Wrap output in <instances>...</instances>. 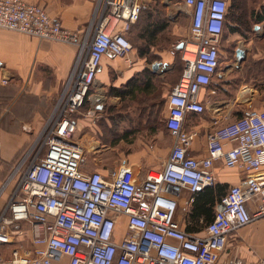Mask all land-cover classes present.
Wrapping results in <instances>:
<instances>
[{"label": "built area", "instance_id": "built-area-1", "mask_svg": "<svg viewBox=\"0 0 264 264\" xmlns=\"http://www.w3.org/2000/svg\"><path fill=\"white\" fill-rule=\"evenodd\" d=\"M180 2L179 10L190 19V39L170 52L184 63L166 102L164 123L174 145L163 167L142 177L125 161L105 173L85 170L75 116L105 57L132 65L127 34L147 0H103L100 17L84 38L39 4L0 0V29L79 47L42 134L8 178L11 190L0 211V264H219L231 236L264 219V110L215 121L201 158L191 153L198 132L185 128L189 115L206 113L214 94L209 87L222 68L220 44L230 4ZM218 163L245 178L228 187L201 233H188L177 220L180 195L188 192L192 205L197 192L216 186ZM25 223L29 231L23 230ZM228 264L245 263L234 258Z\"/></svg>", "mask_w": 264, "mask_h": 264}, {"label": "crops", "instance_id": "crops-1", "mask_svg": "<svg viewBox=\"0 0 264 264\" xmlns=\"http://www.w3.org/2000/svg\"><path fill=\"white\" fill-rule=\"evenodd\" d=\"M25 1L43 6L52 17L62 22L64 28L84 38L93 21L100 17L99 8L103 0ZM227 1L230 4L229 23L222 46L234 51V54L222 64L218 75L220 83L216 85L218 88L213 89V96L208 99L210 104L206 113L201 117L189 115L185 123L187 131L198 132L191 151L197 158L206 155V136L213 129L215 121L221 124L227 117L234 121L245 113L264 110V0ZM171 3L173 4L171 0H147L148 5H164L167 13L172 9L169 7ZM179 3L181 2H177L176 8ZM120 29L121 25H118L115 30ZM155 48H151L157 55L153 60L132 51V65L120 58L107 56L103 59L94 89L82 111L75 116V138L83 147H86L88 140L96 139L103 141L101 146L104 147L106 126L113 122L112 112L124 108L126 103H134L132 96L122 98L116 93L129 89L133 80L137 81L138 96L144 95L161 101L166 94V88L161 85L166 84L170 93V89L178 83L181 71L174 57L169 52H162L160 49L157 51ZM239 50L244 53L241 61L236 56ZM78 54L79 47L76 45L41 41L0 29V186L6 175L9 177L12 172L10 164L32 143L33 133L41 131L51 117L54 111V94L62 82L67 83ZM156 63L160 67L154 71L153 65ZM46 66L53 72L52 86L49 88L45 86L44 80ZM4 79L7 84H2ZM41 100L47 101L45 109L39 107ZM91 113L100 114L102 118L92 117ZM122 125H126L125 120L120 127ZM160 130L159 127H150L137 131L134 135L140 136L135 141L132 140L136 150L124 156V161L134 166L142 177L150 170L161 169L173 148V138ZM117 135H112V140L125 147L129 136ZM215 171L218 184L226 187L224 193L228 187L239 185L245 178L244 174L225 169L220 163L216 165ZM188 201L189 193L184 191L179 198L177 213V220L184 229L191 210ZM122 222L125 223L126 219L123 218ZM234 258L245 264H262L264 219L235 232L219 264H228Z\"/></svg>", "mask_w": 264, "mask_h": 264}, {"label": "rangeland", "instance_id": "rangeland-1", "mask_svg": "<svg viewBox=\"0 0 264 264\" xmlns=\"http://www.w3.org/2000/svg\"><path fill=\"white\" fill-rule=\"evenodd\" d=\"M177 2H180V0H173V4L171 3L169 7H172L167 13L166 8H164V5H158V7H155L153 5H150L152 7H155L159 12L161 13V17L163 20L168 21V29L164 34H161L160 38L161 41L157 43V46L155 49L157 51L160 49L162 52H171L174 45L178 44L181 41H187L190 39V19L186 15V13L183 10H179V6L176 8ZM148 5V4H146ZM176 10V11H174ZM145 17V16H143ZM144 20V18H143ZM134 45L133 46H144L143 42H139L137 38L133 36ZM141 44V45H140ZM159 46V47H158ZM143 52H145V48H142ZM166 50V51H165ZM178 61V58L175 59V62ZM46 74L44 76L45 80V86L47 88L52 86V74L53 72L49 70L48 66H46ZM71 74V73H70ZM164 88H166V94L164 97V100H155V98H147L144 95H139L136 100H134V103H126L123 105L124 108L116 109V111L112 112V125L110 123L109 126H106V132L105 134V145L104 147L101 146V143L103 144V141L100 142L97 139L96 140H88L87 143H85L84 149H85V157H86V164H85V170L87 171H107L109 169H113L117 166H119L124 161L125 154L131 153L132 151L136 150L134 148V141L137 139L138 136H135L134 134H131L133 132H137L138 130L144 128L148 129L150 127H153L155 123V119L157 118V125L161 129L160 131H163L166 135L169 133L165 131V118L167 115V105L166 100L167 96L169 94V87L166 86V84L161 85ZM66 87V83H61L59 89L54 94L53 98V109L56 105L57 100L59 97L63 94L64 89ZM171 90V89H170ZM53 92V91H52ZM164 101V102H163ZM47 102V101H46ZM45 101L41 100L39 103V107L42 109L46 108ZM132 106V108H130ZM145 107V108H141ZM52 109V108H51ZM52 109V110H53ZM122 113V114H121ZM124 113V114H123ZM143 114V115H142ZM48 115V114H47ZM142 115V116H141ZM126 121V125H122L120 127V124L123 121ZM120 127V130H119ZM43 130V129H42ZM41 131L34 132V141L39 139L40 135L42 134ZM119 131V132H118ZM119 135L123 136V134H127L128 137V144L125 145V147L118 143V141L114 142L112 139V135H115L116 137ZM131 135H129V134ZM171 137V136H170ZM132 140H134L132 142ZM100 145V146H99ZM9 180V179H8ZM6 181L4 184L0 186V211L6 204V201L8 199V196L10 194L11 186L9 181ZM30 227L29 224H24V231H29ZM121 232L120 230H118Z\"/></svg>", "mask_w": 264, "mask_h": 264}, {"label": "trees", "instance_id": "trees-1", "mask_svg": "<svg viewBox=\"0 0 264 264\" xmlns=\"http://www.w3.org/2000/svg\"><path fill=\"white\" fill-rule=\"evenodd\" d=\"M159 10H157L155 7H152L150 5H146L144 9L142 10V13L139 17V20L131 27L130 31L127 34V39L130 41L133 47V51H136L137 54L139 55H146L148 59L150 58L151 60L155 59L157 55H155L152 51L151 48H155L157 46V43L161 41V34H164L166 30L168 29V21L167 18L166 20H163ZM145 16V17H143ZM144 18V20H143ZM229 20V16H228ZM227 27V26H226ZM225 27V29H226ZM225 33V30H224ZM224 33L221 39V44H220V59L221 62H225L229 60L230 57L233 56L234 51L226 50L222 46V40L224 37ZM133 36L137 38L139 42H143L145 44L142 46V48H145V52H143V49L141 46H133L134 40ZM133 42V43H132ZM141 45V44H140ZM159 47V46H158ZM178 61L176 62V65L179 67L181 71V75L183 72L184 68V63L180 57V55H177L174 57V59H177ZM181 77V76H180ZM219 76H216L213 78V81L209 87V89L213 90L216 87L217 84H219ZM137 81L133 80L129 84V89H127L124 92H118L116 94H119L120 96L125 97L126 95L132 96L133 101L138 98L137 91H138V85L136 83ZM143 115V114H142ZM141 115V116H142ZM193 116L201 117L203 115H196V114H191ZM158 118V117H157ZM157 118L155 119V125L153 126L154 128H158L157 125ZM139 131V130H138ZM165 131L168 132V130L165 127ZM136 132H133L131 134H134ZM129 134V133H128ZM129 134V135H131ZM34 140L32 141V143ZM27 145L15 158V160L10 164V167L13 171L14 166L17 164V162L21 159V157L24 155V153L29 149V147L32 145ZM12 173V172H11ZM10 173V174H11ZM10 176V175H9ZM8 174L2 181V184H4L8 180ZM224 187L223 185L217 184L214 187H207L195 194V200L194 203L191 205V210L189 212V221L188 224L186 225L185 230L188 233L191 234H198L203 231V229L213 220L214 218V208L217 204L218 201L222 198L224 195Z\"/></svg>", "mask_w": 264, "mask_h": 264}, {"label": "water", "instance_id": "water-1", "mask_svg": "<svg viewBox=\"0 0 264 264\" xmlns=\"http://www.w3.org/2000/svg\"><path fill=\"white\" fill-rule=\"evenodd\" d=\"M171 1H173V0H171ZM180 48H181V47H179V49H180ZM236 56H237V59H238L239 61H241V59H242L243 56H244V53L241 52V51L239 50V51H237ZM159 67H160V65H159L158 63H156V64L153 65V70L156 71V70H158Z\"/></svg>", "mask_w": 264, "mask_h": 264}]
</instances>
